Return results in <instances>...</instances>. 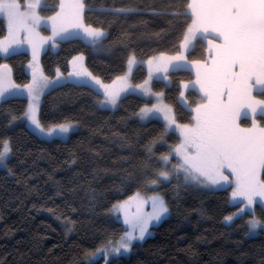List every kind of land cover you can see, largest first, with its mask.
Segmentation results:
<instances>
[{
	"label": "snow or ice",
	"instance_id": "1",
	"mask_svg": "<svg viewBox=\"0 0 264 264\" xmlns=\"http://www.w3.org/2000/svg\"><path fill=\"white\" fill-rule=\"evenodd\" d=\"M44 8L54 10L44 15ZM86 9L94 10L85 0H58L52 4L47 0H0L4 24L0 53L5 61L0 63V119L6 130L26 129L35 138H69L79 128V121L64 117L54 122L57 113H53L46 122L41 108L43 96L67 84L90 88L101 109L118 110L133 95L155 100L131 114L142 124H159L157 134L144 144V157L134 165L133 172L125 173L135 190L122 184L117 194L125 198L114 199L105 209L113 223L119 222L122 214V230L105 231L104 239L94 248L84 249L86 264H99L101 259L103 264H119L120 256L153 235V229L172 214L170 200L154 190L162 185H170L173 203L191 190L217 192L231 188L229 202L242 206L225 220L235 223L236 218L243 219L245 236L264 234V0H186L184 4L169 2L160 8L102 5L100 10L117 15L145 12L182 18L180 50L160 51L146 61L137 59L128 32L105 47L110 33L103 26L88 23ZM42 26L49 29L48 35L40 31ZM81 38L94 52L125 49V70L106 81L83 63L84 54L80 53L72 57L71 72H61L57 66L54 77L47 76L39 63L44 46L55 48L60 41ZM197 41L205 46L204 58L189 59L187 53L190 48L196 51ZM24 48L31 50L32 58L27 62L31 79L21 84L7 59L21 54ZM142 64L147 66V78L132 83L133 68ZM170 68L194 71V79L181 82L183 89L198 93V100L193 102L184 91L180 92L182 106L191 113L188 122L182 123L173 106L165 102L164 92L152 87L154 76L170 83ZM19 100L26 103L18 108L13 102ZM242 118L247 123H242ZM172 135L178 137L177 142L170 143ZM121 139L130 143L127 137ZM157 147L167 151L158 153ZM18 151L13 136H0V165L10 173V159ZM96 203L93 190L90 208L94 210ZM57 218L66 232L75 230L76 221ZM0 264H7L6 259H0ZM259 264H264V257Z\"/></svg>",
	"mask_w": 264,
	"mask_h": 264
},
{
	"label": "trees",
	"instance_id": "2",
	"mask_svg": "<svg viewBox=\"0 0 264 264\" xmlns=\"http://www.w3.org/2000/svg\"><path fill=\"white\" fill-rule=\"evenodd\" d=\"M169 2L184 4L186 0H85L94 9H86L85 18L88 23L109 31L105 47L121 33L128 32L137 58L147 59L160 51L179 50L182 18L145 12L117 15L100 8L102 5L160 8ZM53 10L44 8L42 14L50 15ZM43 30L49 33L46 28ZM3 31L0 19V34ZM204 47L202 41H197L196 51H191L190 56L204 58ZM80 53L85 55L87 67L106 81L126 68L125 49L94 52L82 39H70L60 41L56 51L42 52L43 72L53 77L58 66L67 74L70 60ZM28 60L30 55L26 52L7 59L17 83L31 79L25 70ZM4 62L0 55V63ZM146 76V67L138 65L132 81L142 82ZM192 78L191 71L175 70L170 72V85L157 79L152 83L155 91L164 92L165 101L173 106L182 123L189 121L191 113L179 101L181 82ZM95 95L90 88L67 84L42 97V119L46 122L53 113H57L54 122L64 117L79 121L80 128L65 140L35 138L26 129L6 130L0 119V136H13L19 146L18 153L10 159L12 172L0 168V259H6L7 264H86L84 249L94 248L104 239L105 231L122 230V223H113L105 215V209L114 199L125 198L117 194L122 191V184L135 190L125 173L133 172L134 165L144 157V144L157 134L159 124L157 121L142 124L131 115L144 103H151V99L129 96L113 111L97 107ZM187 95L190 101L198 100V93L191 89ZM13 103L19 108L26 100ZM241 122L247 123L243 118ZM122 137H127L130 143L122 142ZM177 139L172 135L170 143ZM156 151L167 149L157 147ZM93 190L97 200L94 210L89 206ZM168 194L172 201V192ZM229 194L230 188L181 194L178 202H172V214L154 228L152 236L137 243L130 255L120 256L119 264H259L264 257V234L245 236L244 220L240 218L235 223L225 222V217L240 207L229 202ZM58 216L76 221L75 230L66 232ZM99 264H103L102 259Z\"/></svg>",
	"mask_w": 264,
	"mask_h": 264
},
{
	"label": "rangeland",
	"instance_id": "3",
	"mask_svg": "<svg viewBox=\"0 0 264 264\" xmlns=\"http://www.w3.org/2000/svg\"><path fill=\"white\" fill-rule=\"evenodd\" d=\"M0 19L1 20H3V18L2 17H0ZM47 29V30H49L46 26H42L41 27V29H40V31L41 32H43L45 35H48L49 33H46L43 29ZM82 39V38H81ZM84 42H85V40L84 39H82ZM58 49V47H55V48H53V47H49L47 44L44 46V49L40 52V55H39V63L41 64V62H40V56H41V54H42V52H44L45 50H52V51H56ZM179 50H180V48H179ZM178 50V51H179ZM21 52H26V53H28L29 55H30V59L32 58L31 57V50H30V48H24V49H21L20 50ZM192 50H191V48L189 49V51H188V53H187V55H188V57H189V59H198V58H194V57H191L190 56V52H191ZM0 55L3 57V53H0ZM78 55V54H77ZM77 55H75V56H77ZM138 59V58H137ZM72 60V59H71ZM71 60H70V62H69V72H71V70H72V65H71ZM138 60H147V59H138ZM83 63L86 65V58H85V55H84V59H83ZM145 67H146V70H147V66H146V64H143ZM87 66V65H86ZM136 69V67H134L133 68V72H134V70ZM25 70H26V72L30 75V77H31V71H30V67L28 66V63L26 64V67H25ZM61 71V70H60ZM171 71H175L174 69H172V68H170L169 69V72H168V77L170 78V72ZM62 72V71H61ZM133 72H132V75H133ZM192 72V74H193V78L192 79H194L195 78V76H194V71H191ZM54 77V76H53ZM146 78H147V76H146ZM145 78V79H146ZM191 79V80H192ZM131 80H132V76H131ZM154 80H156V77L154 76V78H153V81ZM158 80V79H157ZM153 81H152V83H153ZM166 84H168V85H170L171 84V82L169 83L168 82V80H163ZM132 83H134L133 81H132ZM140 83V82H139ZM135 84H138V83H135ZM191 88H189L188 90H185V89H183V87H182V83H181V90H180V92L181 91H184V93H185V95L188 97V95H187V92L190 90ZM188 99H189V97H188ZM165 100V99H164ZM179 101L181 102V100H180V93H179ZM189 101H190V99H189ZM155 102V100L154 99H151V103H154ZM166 102V101H165ZM167 103V102H166ZM169 104V103H168ZM79 128H80V126H79ZM78 128V129H79ZM78 129H76L75 131H77ZM55 138H59V139H63V140H65V139H68V138H61V137H45V138H42V139H45V140H52V139H55ZM0 168H2V169H4V167L2 166V165H0ZM173 183H175V181H173ZM155 191H159V192H162L163 194H165V196H166V198H168L169 200H170V203H171V207H172V201H171V197H170V195L168 194V191H171V187H170V185H162L160 188H158V189H154ZM230 192H231V188H230ZM232 204V203H231ZM242 205H240V207H241ZM150 210V209H149ZM168 218V217H167ZM120 222L123 224V221H122V214H121V220H120ZM225 222H227V223H230V221H226L225 220ZM125 228L127 227L126 225H123ZM153 234H154V229H153ZM258 234V233H257ZM257 234H255V235H257ZM250 236H253V235H250ZM147 238V237H146ZM139 243H141V242H139ZM131 254V252L130 253H126V254H124V255H122V256H128V255H130Z\"/></svg>",
	"mask_w": 264,
	"mask_h": 264
},
{
	"label": "crops",
	"instance_id": "4",
	"mask_svg": "<svg viewBox=\"0 0 264 264\" xmlns=\"http://www.w3.org/2000/svg\"><path fill=\"white\" fill-rule=\"evenodd\" d=\"M71 65H72V63H71Z\"/></svg>",
	"mask_w": 264,
	"mask_h": 264
}]
</instances>
